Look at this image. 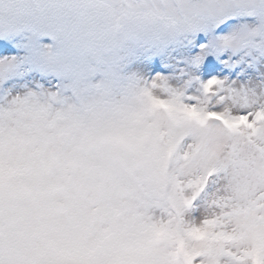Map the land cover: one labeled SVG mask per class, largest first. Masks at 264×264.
Masks as SVG:
<instances>
[{
	"label": "clouds",
	"instance_id": "clouds-1",
	"mask_svg": "<svg viewBox=\"0 0 264 264\" xmlns=\"http://www.w3.org/2000/svg\"><path fill=\"white\" fill-rule=\"evenodd\" d=\"M206 2L0 0V36L28 41L0 61V264H184L178 238L211 209L177 212L176 180L222 164L229 135L154 102L207 100L191 58L132 60L192 39ZM30 72L53 83L9 85Z\"/></svg>",
	"mask_w": 264,
	"mask_h": 264
},
{
	"label": "snow or ice",
	"instance_id": "snow-or-ice-1",
	"mask_svg": "<svg viewBox=\"0 0 264 264\" xmlns=\"http://www.w3.org/2000/svg\"><path fill=\"white\" fill-rule=\"evenodd\" d=\"M201 8L204 20L196 31L206 35L177 55L196 52L191 63L208 56L196 69L207 77V100L154 102L201 126L215 120L227 130L230 143L222 164L176 180L177 212L200 216L205 208L211 209L201 223L187 229L188 238L197 243L189 245L179 237L177 254L183 255L184 264H264V56L254 54H264V0H207ZM257 22L258 29L249 28ZM9 50L6 44L0 46V51ZM244 60L261 67L254 70ZM144 67L162 73L158 62ZM62 71L71 73V64L63 65Z\"/></svg>",
	"mask_w": 264,
	"mask_h": 264
},
{
	"label": "rangeland",
	"instance_id": "rangeland-1",
	"mask_svg": "<svg viewBox=\"0 0 264 264\" xmlns=\"http://www.w3.org/2000/svg\"><path fill=\"white\" fill-rule=\"evenodd\" d=\"M199 38V37H198ZM193 37L192 39H189L187 41H185L178 49H173V50H169V51H161V52H146V53H139L135 56V58L132 60V64L136 63V64H142V66L139 68V70H141L144 73L147 74H154L152 73L151 69L149 68H145L144 66L146 64H150V63H155L158 62L159 63V69L157 70L158 72H162V73H166L169 72L172 68V66H174L176 63L180 62L181 60L187 59V58H191V61H195L197 56H196V52H192L190 54H186V55H177L178 52H182L183 49L185 48H189L192 45L195 44V41L198 39ZM14 40V39H13ZM12 39H4V40H0V46L2 45H8L10 50H13L16 48L17 50V45L18 42L17 41H13ZM21 41V40H20ZM19 41V43H20ZM28 44L27 38L24 37L21 41V46L23 47V52H25V48ZM21 46L19 48H21ZM19 50V49H18ZM196 51H199V45H196ZM8 53V52H7ZM1 54V53H0ZM206 56L202 57L197 63H192L194 66H197L198 64L201 65V68L203 67V61L206 60ZM10 57V58H9ZM20 57V55H16V56H8V55H1L0 59H2L1 61H6V60H11L13 58H18ZM213 59H215V56H212ZM242 63H245L246 66H250L253 67L254 70H257L261 67L260 63L257 62L255 64H248V62L246 60L241 61ZM233 67L238 66L237 64H233ZM198 72V71H197ZM199 74V72H198ZM240 75H243V71L240 73ZM203 78L201 79H207V77H204L202 75ZM40 78H42L41 80H39ZM44 81L45 83H53V80L50 77H45L43 75H41L39 72H30L26 75H24L22 78L19 77H15V78H10L8 83L9 85L13 86V87H18L21 84H23L25 81Z\"/></svg>",
	"mask_w": 264,
	"mask_h": 264
},
{
	"label": "bare ground",
	"instance_id": "bare-ground-1",
	"mask_svg": "<svg viewBox=\"0 0 264 264\" xmlns=\"http://www.w3.org/2000/svg\"><path fill=\"white\" fill-rule=\"evenodd\" d=\"M134 68H137V69H139L140 67H141V64L139 63V64H136V63H134V65H132Z\"/></svg>",
	"mask_w": 264,
	"mask_h": 264
}]
</instances>
